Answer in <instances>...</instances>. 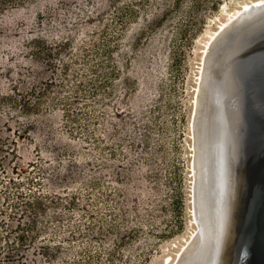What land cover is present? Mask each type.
Masks as SVG:
<instances>
[{"label": "rangeland", "instance_id": "obj_1", "mask_svg": "<svg viewBox=\"0 0 264 264\" xmlns=\"http://www.w3.org/2000/svg\"><path fill=\"white\" fill-rule=\"evenodd\" d=\"M248 1L0 0V264L174 261L202 52Z\"/></svg>", "mask_w": 264, "mask_h": 264}, {"label": "water", "instance_id": "obj_2", "mask_svg": "<svg viewBox=\"0 0 264 264\" xmlns=\"http://www.w3.org/2000/svg\"><path fill=\"white\" fill-rule=\"evenodd\" d=\"M244 32L230 34L224 41L225 50L218 57V80L207 81L209 96L212 103V136L209 142L208 174L210 177L209 193L206 203L211 218V236L205 247H201V255L189 259L187 264H264V50L259 51L250 59L247 77L244 80L248 88L244 107L240 102V91L230 81L229 92H224L227 67L234 55L241 54L245 49ZM236 53V54H235ZM227 72V73H226ZM216 86V88H212ZM242 119V126L233 122L228 116ZM231 112L229 113L231 115ZM228 117V118H227ZM229 119V120H228ZM234 133L251 134V141L239 140L236 147L237 169L235 178L248 160H254L253 168L258 170L256 176L246 177V191L232 194L230 176L232 166L226 162L225 134L229 125ZM252 132V133H251ZM260 142L258 145L256 143ZM255 147H258L256 151ZM246 152V153H245ZM247 210L241 215L242 239L233 242V228L237 209L243 199ZM237 216V220H238ZM234 221V222H233ZM225 228L229 229L223 236ZM228 234V235H227ZM223 236V237H222ZM220 237L226 241L224 248L219 243ZM203 250V251H202Z\"/></svg>", "mask_w": 264, "mask_h": 264}, {"label": "bare ground", "instance_id": "obj_3", "mask_svg": "<svg viewBox=\"0 0 264 264\" xmlns=\"http://www.w3.org/2000/svg\"><path fill=\"white\" fill-rule=\"evenodd\" d=\"M244 32L245 49L239 55H234L227 67V76L225 77V86L222 87L224 92H229L233 86H227V83L235 85L240 93L241 106L244 107L246 101V93L248 88L245 86L246 75L250 66V59L256 53L264 50V0H250L243 3L239 9L230 13L229 18L222 22L218 29L215 30L209 40L206 42L202 52V58L199 65V73L197 77V83L195 86L193 97V108L190 118V129L192 135V161H191V173H192V215L193 222L196 224V229L192 232L190 238L182 246L178 252L176 258L171 264H187L189 259H195L197 255H201V247H205L207 241L211 236V218L208 215V205L206 200L209 193L210 177L208 174V150L209 142L212 136V121L210 119L212 113V103L209 96V87L207 81L210 83L218 80V57L222 55L225 50L224 41L231 34L237 32ZM236 54V53H235ZM226 72V73H227ZM216 88V86H212ZM264 104V98H263ZM232 120L237 125L242 126V119L236 115L229 114ZM228 118V117H227ZM229 120V119H228ZM229 125V124H228ZM252 133V132H251ZM245 139L248 142L251 141V134L234 133L233 129L229 125L226 130V162L232 166V174L230 176V182L232 187V194L246 191L245 182L246 177L252 176V179L256 176L258 170L253 168L254 160L249 161L248 155L246 158L247 163L241 168V173L238 178H235L237 163L236 155L239 140ZM260 142L256 143L257 145ZM258 147H255L256 151ZM246 153V152H245ZM248 174V175H247ZM246 198L240 202L237 209V216L232 220H235V227L233 232V242H237L242 239V226L240 218L242 213L247 210L245 203ZM244 210V211H243ZM246 212V211H245ZM234 222V221H233ZM229 232L228 228L223 231V236ZM228 235V234H227ZM222 236V237H223ZM220 237L219 243L224 248L226 241ZM204 249V248H203ZM203 251V250H202Z\"/></svg>", "mask_w": 264, "mask_h": 264}, {"label": "trees", "instance_id": "obj_4", "mask_svg": "<svg viewBox=\"0 0 264 264\" xmlns=\"http://www.w3.org/2000/svg\"><path fill=\"white\" fill-rule=\"evenodd\" d=\"M43 216H47L48 215V212L47 211H45V212H43Z\"/></svg>", "mask_w": 264, "mask_h": 264}]
</instances>
